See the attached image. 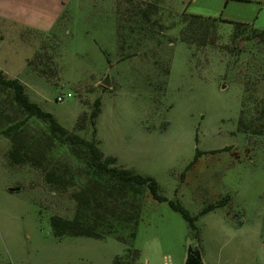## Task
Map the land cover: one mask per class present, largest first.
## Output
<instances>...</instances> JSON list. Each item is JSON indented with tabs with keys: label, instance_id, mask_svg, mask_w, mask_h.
<instances>
[{
	"label": "rangeland",
	"instance_id": "obj_1",
	"mask_svg": "<svg viewBox=\"0 0 264 264\" xmlns=\"http://www.w3.org/2000/svg\"><path fill=\"white\" fill-rule=\"evenodd\" d=\"M190 16L264 31V0H64L49 29L0 19V70L88 141L101 99L100 149L117 158L116 167L154 177L163 196L181 200L198 217L202 240L150 194L135 241L131 227L103 241L55 237L52 216L73 219L76 202L47 183L43 168L12 161V143L0 135V264H186L197 246L203 264H264V134L252 133L264 128L254 101L242 107L244 73L264 60V39L243 29L236 37L234 25L219 21L188 44L182 32ZM242 119H254L252 131H240ZM52 158L82 167L67 148Z\"/></svg>",
	"mask_w": 264,
	"mask_h": 264
},
{
	"label": "trees",
	"instance_id": "obj_2",
	"mask_svg": "<svg viewBox=\"0 0 264 264\" xmlns=\"http://www.w3.org/2000/svg\"><path fill=\"white\" fill-rule=\"evenodd\" d=\"M219 21L234 25L236 37L243 29L244 32L250 31L255 38L259 36L264 39V31L248 24L190 16L184 21L186 30L182 32L183 42L194 44L197 39L207 36L210 29H215ZM250 70V74L244 73L242 81V107L254 101V117H260L258 121L262 125L259 126L264 128V100L260 99L258 92L263 88L260 83L264 82V60L258 61ZM251 86L255 87V91H252ZM101 113V99H98L90 115L91 126L94 128L93 140H85L65 129L51 113L45 112L34 103L27 93L26 86L19 79H11L0 70V135L12 143L10 159L16 164L31 163L43 168L47 183L58 191L70 192L77 205L73 219L52 216L51 226L55 237H85L103 241L111 236H118L120 231L131 227L132 239L135 241L141 218L147 209V195L150 194L154 201L167 203L173 211L181 214L198 239V217H193L181 200H169L161 194L160 185L154 177L118 168L115 166L117 158L106 157L102 152L100 142L96 139ZM253 120L249 124H245L243 119L240 120V131H252L255 126ZM252 133L263 135L264 131L256 129ZM64 148L70 150L73 157L81 162L82 167L68 164L60 166L54 163L53 154L56 150ZM227 151L229 149L214 151L211 154ZM200 157L201 152L197 150L194 160L182 176L183 179L186 172L198 163ZM226 202L228 200L208 205L200 215L204 216L226 207ZM125 264H129V261Z\"/></svg>",
	"mask_w": 264,
	"mask_h": 264
},
{
	"label": "crops",
	"instance_id": "obj_3",
	"mask_svg": "<svg viewBox=\"0 0 264 264\" xmlns=\"http://www.w3.org/2000/svg\"><path fill=\"white\" fill-rule=\"evenodd\" d=\"M63 3L64 0H0V19L11 20L12 22L39 29H49L62 12ZM196 241H202L200 233ZM193 249L200 251V246Z\"/></svg>",
	"mask_w": 264,
	"mask_h": 264
},
{
	"label": "water",
	"instance_id": "obj_4",
	"mask_svg": "<svg viewBox=\"0 0 264 264\" xmlns=\"http://www.w3.org/2000/svg\"><path fill=\"white\" fill-rule=\"evenodd\" d=\"M103 85L107 88L112 87V83L110 81V77L107 76L106 79L103 81ZM21 189L16 187V188H10L9 191L12 193L19 192ZM186 264H203L202 262V257L201 253L198 249H193L190 248L189 253H188V259Z\"/></svg>",
	"mask_w": 264,
	"mask_h": 264
},
{
	"label": "built area",
	"instance_id": "obj_5",
	"mask_svg": "<svg viewBox=\"0 0 264 264\" xmlns=\"http://www.w3.org/2000/svg\"><path fill=\"white\" fill-rule=\"evenodd\" d=\"M73 97V95L72 94H61V95H59L58 97H57V99H56V101L58 102V103H63V102H65L66 100H68V99H70V98H72Z\"/></svg>",
	"mask_w": 264,
	"mask_h": 264
}]
</instances>
